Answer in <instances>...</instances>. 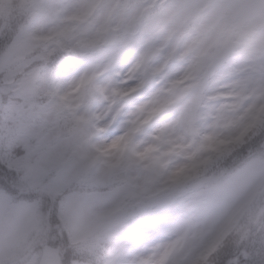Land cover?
<instances>
[{"label":"rangeland","instance_id":"rangeland-1","mask_svg":"<svg viewBox=\"0 0 264 264\" xmlns=\"http://www.w3.org/2000/svg\"><path fill=\"white\" fill-rule=\"evenodd\" d=\"M23 8L29 23L0 61L13 66L6 88L35 97L57 91L56 83L64 101L38 97L25 111L22 104L11 105L5 116L24 118L8 127L9 135L26 143L49 120L64 127L63 134L57 126L41 134L34 149L55 143L17 182L2 183L0 176V264H37L42 246L56 242L63 226L71 238L116 239L106 264H188L257 194L264 205L263 151L225 176L209 175L185 191L169 187L181 169L254 120L264 97V0L9 4L17 13ZM109 27L117 29V46L103 45ZM53 53L60 58L54 68L30 66ZM204 64L205 71L196 69ZM146 68L156 75L151 84L143 82ZM133 90L138 99L124 100ZM153 116L158 119L150 126ZM49 172L60 190L75 179L86 187L110 186L104 192L70 189L62 198L49 188ZM20 190H37V197L14 199ZM125 197L131 203L116 209ZM53 202L60 206L55 219ZM255 209L240 239L244 246L251 241L246 252L258 261L264 255V209ZM145 212L153 225L145 223ZM60 237L61 250L66 243Z\"/></svg>","mask_w":264,"mask_h":264},{"label":"trees","instance_id":"trees-1","mask_svg":"<svg viewBox=\"0 0 264 264\" xmlns=\"http://www.w3.org/2000/svg\"><path fill=\"white\" fill-rule=\"evenodd\" d=\"M10 11V9L7 11L4 9V12L8 13L4 14L3 12L1 13L2 16H0V55L13 38V34L17 30L20 21V14L17 13L16 10L13 12ZM4 82L5 70L0 69V84ZM7 99L6 97V100ZM262 143H264V109L254 124L245 130L242 135L221 145L207 163L193 168L192 172L187 177L190 178V176L204 172V169L205 172H208L213 169L230 166L237 159L245 157L253 149L260 147ZM22 151L23 150L18 146L3 145L0 147V176L3 181L9 179L10 171L8 170L10 168L15 172L19 170L20 166L14 167L9 165L16 155ZM95 188L99 187L89 188V190H94ZM69 189L65 190L62 195L66 194ZM37 193V190L34 192L27 191L23 192V195L28 198H34L37 197ZM50 207L51 217L55 219L58 216L57 212L59 206H56L55 202H53L50 204ZM248 213L249 211L246 210L236 216L215 247H213L212 250L202 252L199 257L193 258L189 264H264V258L260 261H256V259L249 254L250 250L246 252L248 248L251 249V241L247 246H244L240 239L241 234L251 226V220L246 217ZM55 223L57 225H59V223L60 225H64L61 220L59 223ZM59 229L61 233L59 235V237L61 236L60 243L61 245L66 243V246L60 250L63 264L103 263V260L107 256V242L98 244L91 242L89 245L80 246L81 241H77L74 237L71 238L68 228L63 226V229L60 227ZM59 237L56 242L53 241V244L56 246L58 245L60 249V245L58 244Z\"/></svg>","mask_w":264,"mask_h":264},{"label":"water","instance_id":"water-1","mask_svg":"<svg viewBox=\"0 0 264 264\" xmlns=\"http://www.w3.org/2000/svg\"><path fill=\"white\" fill-rule=\"evenodd\" d=\"M39 264H60L58 249L46 245Z\"/></svg>","mask_w":264,"mask_h":264}]
</instances>
